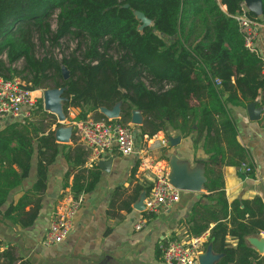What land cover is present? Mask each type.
<instances>
[{
	"label": "trees",
	"instance_id": "1",
	"mask_svg": "<svg viewBox=\"0 0 264 264\" xmlns=\"http://www.w3.org/2000/svg\"><path fill=\"white\" fill-rule=\"evenodd\" d=\"M242 2L0 0L1 76L19 77L30 90L63 87V113L80 108L78 119L90 112L103 117L100 107L111 109L118 104L121 122L129 121L132 110L141 113L142 136L169 129L182 137L192 136L194 147L202 143L207 155L202 161L206 194L199 196L185 222L189 237L208 233L200 250L218 255L214 264H264V254L245 242L247 236L264 232V204L258 197L228 202L221 174L222 166L245 164L243 173L255 176L247 151L237 141L228 108L245 107L264 91L263 62L256 51L244 47L234 19ZM135 12L151 24L139 30ZM247 15L264 23V0L259 16L250 10ZM63 40L75 42L76 47L58 60L53 49ZM38 48L43 55L37 56ZM19 61L21 67L16 66ZM62 67L68 72L66 79ZM36 116L49 126L45 134L43 126L33 123L12 124L0 131V204L6 192L27 175L33 138L38 159L33 189L39 193L45 188L46 164L58 153L50 127L60 124L46 112L42 100L28 118ZM11 140L16 141L15 148L7 147ZM75 151L69 171L84 162V151L79 147ZM10 164H16L19 173ZM98 175L96 165L87 171V182L75 175L72 193L89 191ZM141 190L135 186L121 208L130 212L129 204ZM142 216L149 221L156 215ZM165 241L154 246L157 260H163Z\"/></svg>",
	"mask_w": 264,
	"mask_h": 264
},
{
	"label": "crops",
	"instance_id": "2",
	"mask_svg": "<svg viewBox=\"0 0 264 264\" xmlns=\"http://www.w3.org/2000/svg\"><path fill=\"white\" fill-rule=\"evenodd\" d=\"M242 4L249 11L246 0H243ZM254 47L263 62L264 75L262 22H259ZM261 101H264V91L255 101V107L259 108V118L256 120L249 118L247 105L228 107L236 129L237 141L247 151V160L252 163L255 175L248 177L243 173L241 166H222L221 174L228 202L258 197L264 204V104ZM46 112L53 114L56 122L68 131L72 122L78 119L80 108L68 109L64 119H60L50 110ZM98 112L100 113V109ZM28 117L2 115L0 131L12 124L26 126L27 123H33L43 126L41 131L44 134L47 132L49 126L45 122L39 121L37 116L32 119ZM86 117L100 119L94 112L87 113ZM142 121L141 113L132 110L128 121L134 143V151L131 154L121 155L117 150L111 149L102 152L94 160L89 150L74 139L72 128L67 141H58L55 136L57 128L51 125L58 153L46 164L45 188L39 193H35L33 189L37 178L38 159L35 151L37 142L32 139L33 151L27 175L6 192L4 201L0 204V260L4 264H164L163 260H157L154 256L156 243L171 239L170 237L184 241L193 238L188 236L185 221L199 196L206 194L203 185L197 191L180 190L179 200L169 210L150 219L144 228L138 231L133 229V223L143 211L148 192L146 188L152 185L155 168L165 167L170 173L173 166L182 167L188 175L203 181L202 161L207 158L201 142L194 147L192 136L182 137L169 129L158 131L151 137L142 136ZM42 132H37V135ZM164 137L168 140L166 147L160 145V139ZM7 147L15 148L16 141L11 140ZM77 147L84 151V162L69 171V165H72L71 162L76 157ZM145 157L149 162L148 168L143 169L140 164ZM100 161H106L102 165L103 170L98 165ZM93 165H96L99 175L89 191L76 195L80 196L82 201L74 215L71 231L62 242L49 247L43 246L41 241L61 196L64 192L72 193L71 186L75 175L82 176L81 181L87 182V171ZM12 168L19 173L16 164L12 165ZM135 186H140L142 190L137 199L129 204L131 210L127 212L121 208V202L128 200ZM114 192L118 196H115ZM17 207L20 209L17 210ZM10 208L13 212H9ZM27 221H31L29 225H21ZM207 235L208 233L201 236L203 241ZM254 238L264 242V232L245 238L249 247L257 254L263 255L264 247L262 250L255 247L251 242ZM228 241L234 244L230 239ZM204 253L199 251L197 264ZM214 263L215 261L211 262Z\"/></svg>",
	"mask_w": 264,
	"mask_h": 264
},
{
	"label": "built area",
	"instance_id": "3",
	"mask_svg": "<svg viewBox=\"0 0 264 264\" xmlns=\"http://www.w3.org/2000/svg\"><path fill=\"white\" fill-rule=\"evenodd\" d=\"M248 9L241 4V12L234 16L239 33L242 36L244 47L249 51H256L254 41L257 37L259 21L247 15ZM37 90H30L27 84L19 77L4 78L0 75V116L18 117L29 116L38 101L34 95ZM72 136L84 148L89 150L92 159L104 151L115 149L121 155H129L134 151L132 130L130 125L121 122L118 118L100 119L84 117L76 119L71 124ZM160 145L166 147L168 140L160 139ZM148 159L143 158L140 166L148 168ZM243 170L247 169L242 164ZM169 172L165 167L153 170V179L150 190L144 200L142 213L159 215L166 212L179 200L180 190L171 184ZM81 197L64 192L51 214L48 229L41 241L43 246L49 247L62 242L73 226L74 215L80 207ZM141 215L133 223V229L138 231L148 222ZM201 237H193L186 241L181 239H167L161 247L164 264H197L198 254L202 244ZM0 264L3 262L0 260Z\"/></svg>",
	"mask_w": 264,
	"mask_h": 264
},
{
	"label": "water",
	"instance_id": "4",
	"mask_svg": "<svg viewBox=\"0 0 264 264\" xmlns=\"http://www.w3.org/2000/svg\"><path fill=\"white\" fill-rule=\"evenodd\" d=\"M246 5L248 6L249 10L259 16L261 14V5L262 0H246ZM135 16L137 19H139L141 25L139 26V30L151 24V21L146 18L142 13L135 12ZM62 75L63 78H68V72L65 68H62ZM63 92L64 88H46L43 91V107L45 110H50L53 113H56L60 119H64L65 114L63 113ZM247 111L248 116L251 120H256L259 118V108L255 107V102L247 104ZM100 113L107 117V118H118L120 110L119 105L116 104L113 108L108 109L105 107H100ZM70 131L71 128L67 131L63 127L59 126L57 127L55 136L58 141H67L70 137ZM106 161H100L98 165L103 170L102 165ZM169 180L171 184H173L176 188L179 190H189V191H197L200 189V186L204 184V180H200L196 176L188 175L184 168L173 166L169 175ZM252 244L257 247L258 249L262 250L264 247V242L258 240V239H252ZM199 257V256H198ZM218 259L217 255H213L211 251H206L202 258L199 260V264H211V262L216 261Z\"/></svg>",
	"mask_w": 264,
	"mask_h": 264
},
{
	"label": "rangeland",
	"instance_id": "5",
	"mask_svg": "<svg viewBox=\"0 0 264 264\" xmlns=\"http://www.w3.org/2000/svg\"><path fill=\"white\" fill-rule=\"evenodd\" d=\"M75 47H76L75 42L63 40L60 46L53 49V55L58 60H60L63 55L70 53L72 49H74ZM43 53H44L43 50L41 48H38L37 53H36L37 56H41L43 55ZM21 65L22 63L20 61L16 64L17 67H21ZM37 91L38 92L34 94V95H37L36 99L42 98L44 89H37ZM65 118H66V114H65Z\"/></svg>",
	"mask_w": 264,
	"mask_h": 264
}]
</instances>
